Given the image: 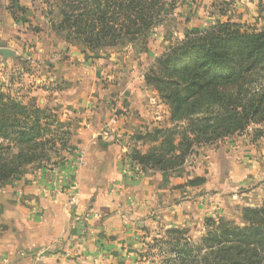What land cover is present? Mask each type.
I'll list each match as a JSON object with an SVG mask.
<instances>
[{"label":"crops","instance_id":"0c3cea01","mask_svg":"<svg viewBox=\"0 0 264 264\" xmlns=\"http://www.w3.org/2000/svg\"><path fill=\"white\" fill-rule=\"evenodd\" d=\"M19 2L25 0H0L4 39L20 27L12 16ZM34 20L44 36L56 37L45 17ZM20 28L31 32L29 24ZM60 45L57 53L47 48L46 62L55 67L33 95L70 124L69 157L49 169H26L0 191V264H144L145 234L204 228L207 208L216 204L227 216L262 205L264 133L253 142L238 138L231 149L223 141L210 145L188 177L132 166L133 149L149 148L135 137L161 119L153 112L145 65L138 64L142 54ZM38 51L42 60L46 51ZM197 176L207 179L205 200L185 183ZM75 194L78 201L70 204Z\"/></svg>","mask_w":264,"mask_h":264},{"label":"trees","instance_id":"16d2710c","mask_svg":"<svg viewBox=\"0 0 264 264\" xmlns=\"http://www.w3.org/2000/svg\"><path fill=\"white\" fill-rule=\"evenodd\" d=\"M185 1L43 3L53 31L87 52L136 44L143 51L155 28ZM146 81L170 107L176 125L138 135L136 140L153 145L146 153L134 148L131 158L144 171H178L197 147L264 122V26L250 31L231 18L216 20L157 58ZM71 136L70 124L54 109L27 105L0 89V186L27 167L68 152ZM241 219L240 225L206 218V232L197 241L187 238L186 230L165 231L167 239L156 240L169 249L163 264H264V202L243 208Z\"/></svg>","mask_w":264,"mask_h":264},{"label":"rangeland","instance_id":"374dc122","mask_svg":"<svg viewBox=\"0 0 264 264\" xmlns=\"http://www.w3.org/2000/svg\"><path fill=\"white\" fill-rule=\"evenodd\" d=\"M46 12L47 8L46 5H44L43 0H25L23 4L19 2V4L15 6L14 10L12 11V16L15 20V23L20 27H26V25L29 24V28L32 33L24 32L19 27L10 35V37L6 39L3 38V35L0 36V89H2L6 94H10L12 97L23 101L27 105H38L36 102V97L33 95L34 88L38 85L40 87L41 84H47L46 82L50 80L49 74L52 73L55 67H52L50 63L46 62V58L48 57L50 51V54H52L55 49H57L56 53L59 52L61 50L60 44L64 41V36L61 34L58 35L56 33L55 38H48L44 36L43 32L41 33V30L37 27V25L33 24L35 23L34 19L37 17H45L47 19ZM228 18H231L233 21H237L250 31L254 29L259 30L264 26V0H186L179 6L175 14L164 18L163 22H161L155 28L146 43V48L143 51L141 50V44H136L135 46L129 45L119 48H106L109 50L128 52L136 55L142 54L143 59H140L138 64L145 65V70L143 71L144 81L151 89L149 92L150 95H154L156 98V102L152 103L153 112L158 113V115H156L157 118H161L158 121L159 125L155 126L151 130L164 127L171 128L176 125V123L173 124L171 122L170 107L163 101L158 90L155 87L149 85L146 81V74H148L149 71L153 69L155 60L159 58L164 52H167L170 48L184 40L186 36L209 28L216 22V20H227ZM37 35H42L44 37H38V42L36 41ZM69 45H72L79 51L83 50V47L77 42H72ZM49 46L50 51H47ZM2 48L12 50L14 54L8 57L4 56V54L1 52ZM38 48L45 49L46 51V55L41 54L42 60L38 59V53H40ZM156 53L159 55L157 58H155ZM38 81L40 83H38ZM108 81L109 80L106 79L103 80L102 83L107 82V84H109ZM61 120L65 122L63 119ZM263 125L264 122L260 124H252L245 132L224 138L223 140H220L216 143H222V141L228 142L227 147L231 149L234 148L233 146H235V143L237 142L236 140L238 138H244L246 142H249L250 140L253 142L264 133ZM136 142L141 143L144 146L147 145L149 147L148 150L153 145L151 143L147 144L138 140H136ZM210 145L197 147L195 152L187 157L184 167L178 171L172 172V174L178 173L180 174V177H188V168L196 166L195 164H201L197 160L200 159L201 155H205L204 150H206ZM68 157V152L63 151L60 152L59 155H52L49 160L36 163L27 167L26 169H49L52 168V166H58L59 164L63 163ZM191 172H194V170L191 169L190 173ZM20 177L21 176L17 177L16 180H18ZM50 178H56V175H51ZM57 178L60 179L59 175ZM193 181H195L196 184H190V182ZM206 181L207 179H205V177L197 176L192 177V179H187L185 183L186 185L195 187L197 191H199V195L197 197L204 198L205 200L207 191L206 189H203L206 191L205 194L201 193V191L205 186ZM9 184L10 180L6 181L5 184L0 186V191ZM243 208L246 207L243 206L242 208H235L239 210L227 216L223 213L224 208H222L221 205L216 204L212 206L211 209L207 208L206 218H213L215 220L224 218L241 225V210ZM205 219L203 222L204 228L199 230L193 231L187 228L178 229L186 230V237L192 239L193 241H197L201 239L206 232ZM170 229L172 228L163 229L158 232L154 231L144 235L145 239H141V243L144 245H141L139 249L142 263L163 264L165 258L169 256L166 255L169 249L168 246L165 247L160 243L158 244L156 240H166L167 237L165 236L164 232ZM196 229H198V227H196Z\"/></svg>","mask_w":264,"mask_h":264},{"label":"built area","instance_id":"2783aa9c","mask_svg":"<svg viewBox=\"0 0 264 264\" xmlns=\"http://www.w3.org/2000/svg\"><path fill=\"white\" fill-rule=\"evenodd\" d=\"M131 164H132V166L136 165V163L134 161H132ZM77 201H78V195L75 194L74 196L71 197L70 204H76Z\"/></svg>","mask_w":264,"mask_h":264},{"label":"water","instance_id":"95a60500","mask_svg":"<svg viewBox=\"0 0 264 264\" xmlns=\"http://www.w3.org/2000/svg\"><path fill=\"white\" fill-rule=\"evenodd\" d=\"M1 52L4 54V56H12L14 54V52L12 50H9L7 48H2Z\"/></svg>","mask_w":264,"mask_h":264}]
</instances>
